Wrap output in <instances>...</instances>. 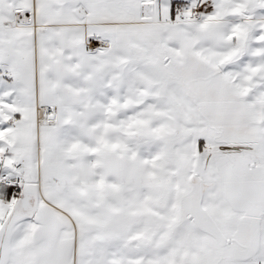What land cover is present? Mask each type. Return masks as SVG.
Here are the masks:
<instances>
[{"label": "snow or ice", "instance_id": "snow-or-ice-1", "mask_svg": "<svg viewBox=\"0 0 264 264\" xmlns=\"http://www.w3.org/2000/svg\"><path fill=\"white\" fill-rule=\"evenodd\" d=\"M0 264H264V0H0Z\"/></svg>", "mask_w": 264, "mask_h": 264}]
</instances>
